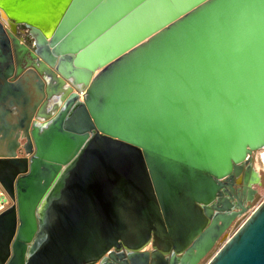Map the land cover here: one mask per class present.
<instances>
[{
	"label": "water",
	"instance_id": "obj_1",
	"mask_svg": "<svg viewBox=\"0 0 264 264\" xmlns=\"http://www.w3.org/2000/svg\"><path fill=\"white\" fill-rule=\"evenodd\" d=\"M263 156L264 0H0V264H264Z\"/></svg>",
	"mask_w": 264,
	"mask_h": 264
},
{
	"label": "flooded vegetation",
	"instance_id": "obj_2",
	"mask_svg": "<svg viewBox=\"0 0 264 264\" xmlns=\"http://www.w3.org/2000/svg\"><path fill=\"white\" fill-rule=\"evenodd\" d=\"M17 37L30 49V51H34V46H33V43H32V40L29 38V36L27 34H22V33H19L17 35ZM34 60L32 59L31 55L28 53L27 56H25L22 61H21V66L23 68H25V71L26 70H29V66L28 64L30 62H33ZM256 164H254V167L257 169V167L255 166ZM258 165L260 167V174L261 176L263 175L264 173V163L261 161V158L259 157V162H258ZM262 183L264 184V178L262 177ZM236 190H238V187L236 186L235 187ZM260 189V188H259ZM236 193H238V191H236ZM14 205V203L11 201V206L10 208ZM9 208V209H10ZM34 245V244H33ZM29 247L31 248L32 247V244H29ZM115 251V250H114ZM156 250L153 248L152 244H150L149 246H147L143 251L142 253H145V254H148L149 255V262L148 264H163L161 259L156 257V258H153L152 254L155 252ZM120 252H123V253H129L128 250H126L124 247H122V250ZM117 253V252H116ZM115 253V254H116ZM109 262H111L112 264H124L126 260H121L119 259L117 263H114L110 260H108ZM166 264H171V260H170V256H167L166 257Z\"/></svg>",
	"mask_w": 264,
	"mask_h": 264
},
{
	"label": "rangeland",
	"instance_id": "obj_3",
	"mask_svg": "<svg viewBox=\"0 0 264 264\" xmlns=\"http://www.w3.org/2000/svg\"><path fill=\"white\" fill-rule=\"evenodd\" d=\"M82 99V97L80 98ZM257 170H260V167L258 164H256ZM262 177L264 178V173L262 175ZM264 201V184L263 186L259 189V193L257 195V198L255 200V202L252 204L251 209L249 210V212L243 216L242 218H240L239 220H237L233 227L229 230L227 238H229L244 222L245 220L251 215V213ZM221 245V244H220ZM219 245V246H220ZM219 246H217V248L215 250H213L212 254L210 256H208L201 264H207V262L209 261V259L211 258V256H213V254L217 251V249L219 248Z\"/></svg>",
	"mask_w": 264,
	"mask_h": 264
},
{
	"label": "built area",
	"instance_id": "obj_4",
	"mask_svg": "<svg viewBox=\"0 0 264 264\" xmlns=\"http://www.w3.org/2000/svg\"><path fill=\"white\" fill-rule=\"evenodd\" d=\"M84 91L82 90L80 92V97L83 98ZM11 206V199L6 193V191L3 189V187L0 185V215L7 211Z\"/></svg>",
	"mask_w": 264,
	"mask_h": 264
},
{
	"label": "bare ground",
	"instance_id": "obj_5",
	"mask_svg": "<svg viewBox=\"0 0 264 264\" xmlns=\"http://www.w3.org/2000/svg\"><path fill=\"white\" fill-rule=\"evenodd\" d=\"M261 161L264 162V156L262 157V160Z\"/></svg>",
	"mask_w": 264,
	"mask_h": 264
}]
</instances>
